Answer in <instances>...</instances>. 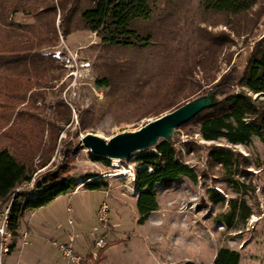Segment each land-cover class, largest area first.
I'll return each instance as SVG.
<instances>
[{
  "label": "rangeland",
  "instance_id": "374dc122",
  "mask_svg": "<svg viewBox=\"0 0 264 264\" xmlns=\"http://www.w3.org/2000/svg\"><path fill=\"white\" fill-rule=\"evenodd\" d=\"M92 4L0 0V149L36 169L16 194L33 195L45 173L65 164L76 181L75 192L25 213L6 239L9 251L0 249V264H69L61 243L70 244L82 264H215L224 246L240 251V264H264V175L257 166L264 163V145L258 138L246 147L206 141L196 122L177 128L179 158L201 176L197 183L183 176L157 184L158 208L143 222L136 206L141 151L127 160H96L82 144L87 133L109 139L136 130L172 110L155 115L163 101L180 106L228 74L227 93L239 92L238 80L264 37V0L236 15L205 11L200 0H159L152 19L134 23L152 35L146 48L104 44L82 20ZM212 145L241 153L246 167L230 171L211 163ZM89 173L107 186L83 188ZM213 193L220 200L212 201ZM242 199L253 211L245 221ZM104 203L105 222L98 215ZM100 238L106 241L101 256Z\"/></svg>",
  "mask_w": 264,
  "mask_h": 264
},
{
  "label": "trees",
  "instance_id": "16d2710c",
  "mask_svg": "<svg viewBox=\"0 0 264 264\" xmlns=\"http://www.w3.org/2000/svg\"><path fill=\"white\" fill-rule=\"evenodd\" d=\"M158 1L93 0L92 6L82 12V20L87 29L101 37L104 44L146 48L152 44V35L140 33L134 27V23L138 20L152 19ZM258 1L200 0V5L205 11L236 15L249 11ZM238 81L241 90L227 93L226 89L233 83V77L230 74L224 76L214 87L218 93H225L226 98L218 105L203 110L191 122H196L197 132L206 141L226 140L231 145L241 144L249 147L253 138L256 137L264 145V37L257 42L245 71ZM102 84L107 83H99V85ZM163 102L162 109L155 115L179 106L173 99ZM174 143L160 141L154 149L141 151L139 154L137 165L144 167L137 173L140 189L136 205L141 215L139 222L145 221L149 214L158 208L157 184H171L183 176L197 183L201 176L198 171L181 161ZM90 155L93 159H101L91 153ZM208 158L211 163L220 164L230 171L234 167H246L247 164L244 155L234 153L220 145H212L209 148ZM46 164L41 165V168ZM257 166L263 169L264 175V163L260 162ZM69 168V165L65 164L57 170L45 173L37 182V191L33 195H29L27 191L15 195L8 226L10 233H15L20 228L21 220L28 210L41 208L60 195L75 192L76 181L69 173ZM150 168L153 171H149ZM35 171L33 165L14 156L5 148L0 149V205L10 200L16 188L30 182ZM87 177L92 180L85 183L83 188L97 189L107 186L100 177H96L95 173H89ZM211 200L214 202L220 200L219 193H213ZM241 201L242 208L245 210L243 213L245 221L253 214V211L245 199ZM236 206V200H232L231 220L234 218ZM231 220L227 223L229 227L233 226ZM105 249L106 247L101 248L100 256ZM240 261V251L224 246L218 250L214 263L240 264Z\"/></svg>",
  "mask_w": 264,
  "mask_h": 264
},
{
  "label": "water",
  "instance_id": "95a60500",
  "mask_svg": "<svg viewBox=\"0 0 264 264\" xmlns=\"http://www.w3.org/2000/svg\"><path fill=\"white\" fill-rule=\"evenodd\" d=\"M226 95L212 88L182 105L149 120L136 130H127L106 139L95 133L82 137V144L95 156L127 160L132 154L155 148L160 141L173 142L178 127L185 125L207 108L222 102Z\"/></svg>",
  "mask_w": 264,
  "mask_h": 264
},
{
  "label": "built area",
  "instance_id": "2783aa9c",
  "mask_svg": "<svg viewBox=\"0 0 264 264\" xmlns=\"http://www.w3.org/2000/svg\"><path fill=\"white\" fill-rule=\"evenodd\" d=\"M17 189L18 188H16V190ZM17 192L15 191L13 193L14 195L11 197L8 204L0 210V249L2 253H7L9 251V247L6 245V239L9 235L8 226H9L11 206L14 200V196L16 195ZM108 210H109V206L107 203H104L100 207L98 215L101 221L105 222L107 220ZM96 245L99 248L104 247L106 245L105 239L100 238L99 240L96 241ZM58 247L65 256V258L69 261L68 262L69 264H82L83 262L82 256L80 254L75 253L74 249L71 247L70 244L61 243L58 245Z\"/></svg>",
  "mask_w": 264,
  "mask_h": 264
},
{
  "label": "bare ground",
  "instance_id": "6f19581e",
  "mask_svg": "<svg viewBox=\"0 0 264 264\" xmlns=\"http://www.w3.org/2000/svg\"><path fill=\"white\" fill-rule=\"evenodd\" d=\"M113 159L117 160V158H113Z\"/></svg>",
  "mask_w": 264,
  "mask_h": 264
},
{
  "label": "crops",
  "instance_id": "0c3cea01",
  "mask_svg": "<svg viewBox=\"0 0 264 264\" xmlns=\"http://www.w3.org/2000/svg\"><path fill=\"white\" fill-rule=\"evenodd\" d=\"M71 238V237H70Z\"/></svg>",
  "mask_w": 264,
  "mask_h": 264
}]
</instances>
